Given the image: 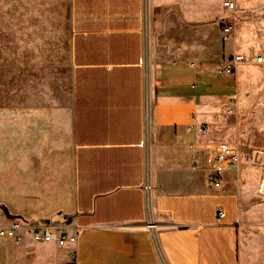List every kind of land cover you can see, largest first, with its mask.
<instances>
[{"label": "crops", "instance_id": "obj_1", "mask_svg": "<svg viewBox=\"0 0 264 264\" xmlns=\"http://www.w3.org/2000/svg\"><path fill=\"white\" fill-rule=\"evenodd\" d=\"M207 1L72 0V203L58 230L77 232L78 241L3 239L0 264H264V213L244 209L259 183L240 185L241 177L255 179L242 171L247 165L261 171L264 190V151L243 148L240 111V73L264 61L217 74L228 59L252 52L240 51L233 31L224 39V27L210 50ZM214 106L220 125L228 124L225 108L236 107L233 140L209 138L204 112ZM251 127L263 135L264 126ZM220 142L258 151L262 165L244 159L214 190L207 158ZM219 198L234 200L232 214L214 206Z\"/></svg>", "mask_w": 264, "mask_h": 264}, {"label": "rangeland", "instance_id": "obj_2", "mask_svg": "<svg viewBox=\"0 0 264 264\" xmlns=\"http://www.w3.org/2000/svg\"><path fill=\"white\" fill-rule=\"evenodd\" d=\"M226 1L234 8L226 9ZM207 11L211 51L221 27L230 26L240 51L252 52L249 60L264 54V0H208ZM72 14V0H0V227L21 220L27 240L33 227L65 229L71 214ZM240 74L243 148L264 151V133L257 136L251 127L264 126V65ZM226 108L227 125H220L219 107L204 112L212 123L210 139L222 133L233 140L236 107L232 113ZM242 171L255 179L241 177V186L254 190L252 183H259L244 209L262 214L261 171L247 165ZM233 201L219 198L214 206L232 214Z\"/></svg>", "mask_w": 264, "mask_h": 264}, {"label": "built area", "instance_id": "obj_3", "mask_svg": "<svg viewBox=\"0 0 264 264\" xmlns=\"http://www.w3.org/2000/svg\"><path fill=\"white\" fill-rule=\"evenodd\" d=\"M225 7L233 9L235 4L230 1L225 2ZM225 37L227 38L231 33V27L226 26L223 28ZM257 63L261 64L264 61L263 56L257 55L254 59ZM248 56L244 54H237L232 58L225 61L217 68V74L219 76H232L234 75L238 68L248 62ZM232 104H235L233 99ZM230 110L229 113H232ZM199 132L206 133L207 126L201 124L199 127ZM244 159L250 161L252 165H262L258 161V151L252 150L251 152H245L237 145L229 142L217 143L213 148V154L207 158L208 163L211 168L207 171V184L210 188L218 190L223 186L224 173L227 170L235 169L237 170L242 165ZM198 161H195V166ZM147 193L151 191L150 184L145 187ZM225 213L221 211L219 213V218H223ZM150 230H154L156 225L150 223L148 224ZM25 230V226L20 220L12 222L9 227H0V241L3 239H13L20 242L22 237L19 232ZM32 240L36 243H51L56 242L60 247L75 246L78 241L77 232L69 233L68 231H60L58 229H52L49 227H33L31 230ZM262 239L264 242V225L262 226ZM72 260H75V254H72Z\"/></svg>", "mask_w": 264, "mask_h": 264}, {"label": "water", "instance_id": "obj_4", "mask_svg": "<svg viewBox=\"0 0 264 264\" xmlns=\"http://www.w3.org/2000/svg\"><path fill=\"white\" fill-rule=\"evenodd\" d=\"M21 221V220H20ZM23 223V222H22ZM24 224V223H23Z\"/></svg>", "mask_w": 264, "mask_h": 264}]
</instances>
